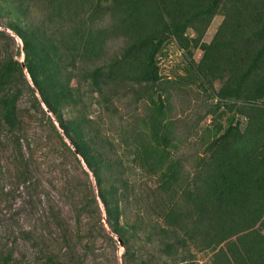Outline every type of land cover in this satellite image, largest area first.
Listing matches in <instances>:
<instances>
[{
  "label": "trees",
  "instance_id": "16d2710c",
  "mask_svg": "<svg viewBox=\"0 0 264 264\" xmlns=\"http://www.w3.org/2000/svg\"><path fill=\"white\" fill-rule=\"evenodd\" d=\"M104 1L109 3L102 7ZM11 2L19 12L8 27L21 38L25 59L0 60V128L11 135L15 157L21 160L23 154L18 108L23 94L18 83L23 79L39 108L44 102L56 116L74 153L93 172L107 221L127 251L130 236L120 221V200L131 186L136 190L128 173L137 166L142 176L157 182L152 191H159V202L148 215L153 221L155 213L163 219L164 231L175 238V244L181 241L189 253L192 248L216 251L210 264H264V105L259 103L264 100V0ZM219 9L224 19L206 43L203 38ZM189 29L195 31L193 37L186 35ZM171 36L186 56L203 49L197 74L219 78V100L242 101L238 110L248 118L244 129L236 114L228 117L227 126L219 124L206 141L205 153L191 167L177 155L173 121L159 85L158 54L165 53ZM112 39L123 44L119 54L107 59ZM83 81L96 87L110 105L118 83L141 87L149 110L129 130L119 132L133 166L116 155L115 146H107L108 137L92 126L87 115L71 114L83 100ZM65 113L69 115L64 117ZM186 258L188 264H196L194 257ZM0 264L22 263L7 254ZM46 264L62 263L48 256Z\"/></svg>",
  "mask_w": 264,
  "mask_h": 264
},
{
  "label": "rangeland",
  "instance_id": "374dc122",
  "mask_svg": "<svg viewBox=\"0 0 264 264\" xmlns=\"http://www.w3.org/2000/svg\"><path fill=\"white\" fill-rule=\"evenodd\" d=\"M11 1L18 0H0V31L6 33L0 34V60L13 56L23 61V42L8 27L17 20L19 12ZM108 3L104 1L102 7ZM223 19L224 14L219 9L205 33L204 42H211ZM186 35L193 37L195 31L189 29ZM122 44L121 39L109 41L105 58L119 54ZM179 46L172 36L164 46L162 51L172 56L171 61L160 68L159 85L169 105L167 111L173 121L177 155L186 158L187 166L191 167L198 156L205 153L206 141L211 140L208 137H213L219 124L227 126L228 117L236 114L244 129L248 118L238 110L243 107L242 101L219 100L217 90L222 84L219 78L208 76L205 79L197 74L203 49L198 47L192 55L186 56V50L180 53ZM25 75L34 86L26 70ZM72 83L77 86V79ZM18 84L23 90L18 102L23 144L21 160L14 155L11 135L4 127L0 128V260L12 254L22 264H46L48 256L62 264H188L185 257H194L196 264H210L216 251L192 248L191 253L187 252L181 241L175 244V238L164 231L167 226L162 218L154 212L153 221L148 215L152 211L149 208L159 202V191H152V188L157 189V182L142 176V170L133 166V156L119 136V132L129 130L149 110V102L139 92L141 87L130 82L127 86L118 83L113 88L114 101L110 105L96 87L83 81L80 88L83 100L71 112L87 115L92 126L108 137L107 146H115L116 155L126 165L135 167L128 174L136 190L131 186L120 200L123 212L120 221L130 236L127 251L107 221L93 172L83 158L74 153V146L45 103L42 102L43 109L39 108L24 80L19 79ZM110 88H106V92ZM36 95L40 97L37 90ZM259 103L264 105V100ZM68 115L65 113L64 117ZM21 169L26 170L25 174H20ZM147 194L150 199L145 197ZM134 224L136 228L131 227ZM163 237L168 242L163 241ZM168 243L174 246L170 249Z\"/></svg>",
  "mask_w": 264,
  "mask_h": 264
},
{
  "label": "built area",
  "instance_id": "2783aa9c",
  "mask_svg": "<svg viewBox=\"0 0 264 264\" xmlns=\"http://www.w3.org/2000/svg\"><path fill=\"white\" fill-rule=\"evenodd\" d=\"M179 48H180V53L185 51L182 47L179 46ZM171 56H172L171 53H168V54L167 53H160V54H158L160 68L163 65H167L168 61H171V59H170Z\"/></svg>",
  "mask_w": 264,
  "mask_h": 264
},
{
  "label": "clouds",
  "instance_id": "9594fccd",
  "mask_svg": "<svg viewBox=\"0 0 264 264\" xmlns=\"http://www.w3.org/2000/svg\"><path fill=\"white\" fill-rule=\"evenodd\" d=\"M194 36V35H193Z\"/></svg>",
  "mask_w": 264,
  "mask_h": 264
},
{
  "label": "water",
  "instance_id": "95a60500",
  "mask_svg": "<svg viewBox=\"0 0 264 264\" xmlns=\"http://www.w3.org/2000/svg\"><path fill=\"white\" fill-rule=\"evenodd\" d=\"M24 61V60H23Z\"/></svg>",
  "mask_w": 264,
  "mask_h": 264
}]
</instances>
